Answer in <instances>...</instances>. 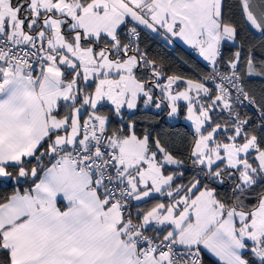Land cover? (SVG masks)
<instances>
[{"label": "snow or ice", "instance_id": "1", "mask_svg": "<svg viewBox=\"0 0 264 264\" xmlns=\"http://www.w3.org/2000/svg\"><path fill=\"white\" fill-rule=\"evenodd\" d=\"M148 33L207 70L169 74ZM254 79L264 0H0V264H264ZM141 105L187 133L137 134Z\"/></svg>", "mask_w": 264, "mask_h": 264}, {"label": "trees", "instance_id": "2", "mask_svg": "<svg viewBox=\"0 0 264 264\" xmlns=\"http://www.w3.org/2000/svg\"><path fill=\"white\" fill-rule=\"evenodd\" d=\"M246 35L247 33H241L242 37H245ZM248 38L251 39V37ZM142 47H146L149 50L150 56L164 64L168 69L169 74L175 72L179 75L194 78L198 74L207 70V65L200 62L191 52H188L177 45L168 47L158 37L153 36L150 33L143 38ZM224 54L226 56L230 54V46H225ZM262 86L264 85H262L259 80L255 79L250 85V87L257 91ZM141 109V112H138L136 117L138 119L136 128L137 134H141L144 131L147 127L146 122H151L154 125L153 129H151L154 134L160 133L165 139H167L168 136H171L174 140L178 139L179 137H183L188 131L187 125L181 121L171 122L164 117L163 114H161L160 117H153L151 113L143 110L142 105ZM107 110L108 108L106 107L104 111ZM151 112H155V110H151ZM12 191L13 185L11 183L0 185V198L10 195Z\"/></svg>", "mask_w": 264, "mask_h": 264}, {"label": "crops", "instance_id": "3", "mask_svg": "<svg viewBox=\"0 0 264 264\" xmlns=\"http://www.w3.org/2000/svg\"><path fill=\"white\" fill-rule=\"evenodd\" d=\"M151 34V33H150ZM153 35V34H152ZM154 36V35H153ZM165 45H167L168 47H173V46H180L181 48H183L184 50L190 52L192 50V48L188 45H185L182 41L180 40H175L174 43H166L162 38L158 37ZM192 55H194L200 62H202L203 64L207 65L206 62L202 59V57L199 56L198 52L196 51L195 53H193ZM61 207H63V205H60Z\"/></svg>", "mask_w": 264, "mask_h": 264}, {"label": "rangeland", "instance_id": "4", "mask_svg": "<svg viewBox=\"0 0 264 264\" xmlns=\"http://www.w3.org/2000/svg\"><path fill=\"white\" fill-rule=\"evenodd\" d=\"M152 110H155V109H152ZM168 119V118H167ZM169 121H171V122H178V121H181V122H183V123H185L186 125H187V123L183 120V117H180L179 119H177V120H172V119H168Z\"/></svg>", "mask_w": 264, "mask_h": 264}, {"label": "built area", "instance_id": "5", "mask_svg": "<svg viewBox=\"0 0 264 264\" xmlns=\"http://www.w3.org/2000/svg\"><path fill=\"white\" fill-rule=\"evenodd\" d=\"M190 52L193 54V53H195V52H196V50L192 49Z\"/></svg>", "mask_w": 264, "mask_h": 264}]
</instances>
